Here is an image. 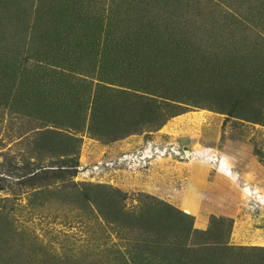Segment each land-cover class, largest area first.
Returning a JSON list of instances; mask_svg holds the SVG:
<instances>
[{
  "label": "rangeland",
  "instance_id": "obj_1",
  "mask_svg": "<svg viewBox=\"0 0 264 264\" xmlns=\"http://www.w3.org/2000/svg\"><path fill=\"white\" fill-rule=\"evenodd\" d=\"M150 40L192 47L197 106L156 108L108 83L159 57ZM263 78L264 0H0V264H127L126 239L103 218L107 198L75 197L95 186L125 194L128 212L142 195L187 211L199 232L231 220L230 245L264 247V114H227L236 100L264 105L261 91L238 98ZM103 86L115 91V119L143 113L133 134H94L109 128L90 116ZM156 145L179 155L138 157Z\"/></svg>",
  "mask_w": 264,
  "mask_h": 264
},
{
  "label": "trees",
  "instance_id": "obj_2",
  "mask_svg": "<svg viewBox=\"0 0 264 264\" xmlns=\"http://www.w3.org/2000/svg\"><path fill=\"white\" fill-rule=\"evenodd\" d=\"M151 43L156 44L152 41ZM174 44L168 42L160 45L159 48L156 44L154 47L160 51L158 58L152 59L151 55L145 54L148 63L145 70L137 71V78L126 74L120 82L114 80L108 83L120 85V87H133L134 91L146 93V96L141 94L139 98L145 99L143 102L158 104L156 108H159L161 103L197 106L202 92L199 93V89L193 88L190 79L193 72L198 71L193 64L194 54L188 51L192 47L181 41H176ZM187 64L192 66L185 69L184 65ZM258 87L259 89L256 90ZM260 91L264 95V78L259 86L251 90H241L238 98L247 100L255 94L257 96ZM217 93L220 94V92ZM236 96L232 94V98ZM115 97V91L111 92L108 86L101 87L91 103L90 111L92 118L99 113L105 116L109 126L108 129L96 130L94 134L111 137L113 140L133 134L134 130L130 128V123L142 119L143 115L140 112L127 111L125 114L118 115L120 120L115 119L116 112L113 104ZM126 107L124 102L122 108ZM227 114L241 119L257 118L264 114V105L260 104L258 107L240 105L236 100ZM152 121L157 120L154 118ZM75 193L77 194H74L75 197L83 198L90 206L96 203L95 201L102 194L107 198L106 216L103 218L106 222L113 224V231L119 238L126 239L125 251L128 255L126 253L123 255L127 264H264V247L233 246L228 243L232 229L231 220L213 219L207 231L199 232L193 228V217L164 201L142 195L137 210L128 212L123 204L126 195L120 191L107 194L102 187L95 186L76 189ZM117 253L118 251H112L105 254H109L110 257ZM79 260H75V264H88V261L81 263V261L78 262ZM43 264L64 263L49 258Z\"/></svg>",
  "mask_w": 264,
  "mask_h": 264
},
{
  "label": "built area",
  "instance_id": "obj_3",
  "mask_svg": "<svg viewBox=\"0 0 264 264\" xmlns=\"http://www.w3.org/2000/svg\"><path fill=\"white\" fill-rule=\"evenodd\" d=\"M144 151V152H143ZM173 153L176 155H179L176 151H174L173 149L167 148V147H163L160 145H156L155 147L151 148V149H147V150H142L141 153H138V157L140 156L141 160H148L151 159L150 157H159V156H165L168 153ZM128 159L127 161L132 160V162H134V157L135 155L131 156V155H127L126 156Z\"/></svg>",
  "mask_w": 264,
  "mask_h": 264
},
{
  "label": "crops",
  "instance_id": "obj_4",
  "mask_svg": "<svg viewBox=\"0 0 264 264\" xmlns=\"http://www.w3.org/2000/svg\"><path fill=\"white\" fill-rule=\"evenodd\" d=\"M135 141L136 140L128 139L127 141L123 142L122 147H124L125 149L127 147H130L131 148L135 144ZM136 150L138 151V149H136ZM157 159L158 158H154L151 161L149 160V162L147 163L148 164V167H149L147 170H148L149 173H151V171L153 170V168H152L153 167V163L155 164L156 161H157ZM148 182H151V180L148 179ZM151 187L152 186H149L148 183L147 184L146 183L143 184V189H147V191H150V189L153 188V187L152 188Z\"/></svg>",
  "mask_w": 264,
  "mask_h": 264
},
{
  "label": "bare ground",
  "instance_id": "obj_5",
  "mask_svg": "<svg viewBox=\"0 0 264 264\" xmlns=\"http://www.w3.org/2000/svg\"><path fill=\"white\" fill-rule=\"evenodd\" d=\"M195 116H196V119L198 120L197 123H200V122L205 121V118L204 117L199 116V115H195Z\"/></svg>",
  "mask_w": 264,
  "mask_h": 264
},
{
  "label": "water",
  "instance_id": "obj_6",
  "mask_svg": "<svg viewBox=\"0 0 264 264\" xmlns=\"http://www.w3.org/2000/svg\"><path fill=\"white\" fill-rule=\"evenodd\" d=\"M185 213H187V211H184Z\"/></svg>",
  "mask_w": 264,
  "mask_h": 264
}]
</instances>
